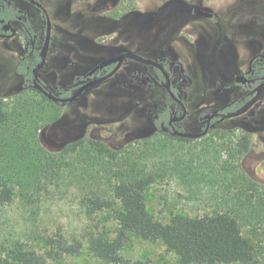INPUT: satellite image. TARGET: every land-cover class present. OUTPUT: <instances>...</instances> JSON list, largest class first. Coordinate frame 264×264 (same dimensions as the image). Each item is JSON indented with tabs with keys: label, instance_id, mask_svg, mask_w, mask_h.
<instances>
[{
	"label": "rangeland",
	"instance_id": "1",
	"mask_svg": "<svg viewBox=\"0 0 264 264\" xmlns=\"http://www.w3.org/2000/svg\"><path fill=\"white\" fill-rule=\"evenodd\" d=\"M54 1L56 11L45 3L52 22V50L47 58L48 74L44 72L42 76L52 94L70 91L67 88L72 86L73 74L81 77L96 63L119 53L132 52L150 59L178 53L193 82L192 89L179 90L187 109H191L184 123L188 130L193 129L190 127V122L195 119L193 110L212 108L215 102L212 96L215 89H211L209 83L205 88V81L202 83L198 78L202 71L203 74L205 70L211 72L215 63L208 56L209 51L204 50L208 49V44L228 39L235 43V55L238 57L239 54L241 60L254 52L264 54L262 0H90L88 3L69 0L67 9L64 4L68 0ZM196 8L213 13L214 18L208 20L196 16L193 14ZM186 47L191 49L192 55L185 51ZM22 52L23 40L18 36L10 42H0V109L4 113L19 95L37 96L34 89H21L13 75V66L20 60ZM52 61L56 62L55 65ZM71 61L74 65L68 63ZM128 69L129 64L125 62L117 77L126 81L125 71ZM141 69L149 70L145 66ZM102 87L105 84L91 89L77 102L60 104L58 123L40 132V146L57 154L66 142L79 136L90 137L118 150L122 157L127 151L133 154L145 152V163H153L157 155L164 152L161 148L164 133H154L150 119L154 113L153 102L163 101L164 89ZM128 93L131 94L130 100H126ZM120 104H126V107ZM261 114L264 116V106L225 122L206 137L185 143L183 152H199L206 147L205 141L233 149L242 136L248 135L250 140L254 137L252 154L245 156L242 162L245 172L263 184L264 126L256 117ZM169 140L165 141L168 151L173 148V145L169 146ZM180 149L174 147V151ZM76 157L72 156V160L77 172L83 166H89L88 172L102 173L108 169L109 175L104 173L97 183L84 178L67 185V178L61 188L46 184V192L36 195L31 202L15 193L10 203H0V264L16 243H23L45 264H105L92 256L89 242L95 236L113 239L119 231L117 215L122 208L111 193L112 185L117 183L113 176L116 165L88 164ZM221 157L231 160L226 152H222ZM167 185H172L173 189L168 194L173 205L169 211L163 209L160 200ZM178 193L184 194V190L168 179H156L144 190L145 206L154 221L168 224L177 215L188 218L211 215L208 205L180 198ZM95 197L111 200L112 206L95 210L89 202ZM209 207L219 209L215 205ZM255 229L261 228L256 226ZM240 230L254 244L247 230L243 227ZM59 235L66 245L78 247L76 251L65 253L52 247L49 241L56 240ZM120 255L123 264L138 260L149 264H180L176 252L168 249L162 240H143L133 232L126 233Z\"/></svg>",
	"mask_w": 264,
	"mask_h": 264
},
{
	"label": "trees",
	"instance_id": "2",
	"mask_svg": "<svg viewBox=\"0 0 264 264\" xmlns=\"http://www.w3.org/2000/svg\"><path fill=\"white\" fill-rule=\"evenodd\" d=\"M35 93L36 97L27 93L16 97L7 113L0 109V203H10L15 193L31 202L36 195L46 192V184L61 188L66 182L68 185L84 178L97 183L104 173L109 175L108 169L102 173L88 172L89 166L77 172L72 156L77 155L78 161L88 164L112 163L116 165L113 176L117 183L112 185L111 193L122 208L117 215L119 231L113 239L99 236L90 239L89 251L97 260L123 264L120 252L126 233L133 232L143 240H162L168 249L176 252L180 264H264V183L244 170L242 160L252 154L248 135L242 136L233 149L205 141L206 147L199 152L184 153L185 143L193 142L192 139L169 138L162 133L164 152L151 164L145 163V152L127 151L122 157L104 142L82 136L66 142L59 153L51 154L40 146L38 136L58 123L60 104ZM160 120L166 121L167 114L160 115ZM260 124L264 126V119ZM169 139V146L173 145L170 151L165 145ZM175 146L181 147L180 151H174ZM222 152L231 160L221 157ZM156 179L173 181L184 190V194L178 193L180 198L208 205L211 215L201 218L177 215L168 224L154 221L146 209L143 192ZM171 188L172 185H167L160 197L166 211L173 206L168 197ZM89 202L95 210L112 206L111 200L100 197L90 198ZM213 205L219 207L218 211L209 207ZM256 226L261 229H255ZM240 227L247 230L254 244L241 234ZM49 242L65 253L78 248L66 245L61 235ZM1 264L45 262L23 243H16ZM132 264L149 263L138 260Z\"/></svg>",
	"mask_w": 264,
	"mask_h": 264
},
{
	"label": "flooded vegetation",
	"instance_id": "3",
	"mask_svg": "<svg viewBox=\"0 0 264 264\" xmlns=\"http://www.w3.org/2000/svg\"><path fill=\"white\" fill-rule=\"evenodd\" d=\"M45 3H49V6L56 11V2L54 0H0V42H10L15 36L23 40L21 58L13 66V75L17 79V85L21 89H34L40 94L42 93L37 89H50L48 83L42 78L44 72L48 74L46 69L49 67V65H47L49 61L47 58L49 52L52 50V22L50 12ZM69 5L70 1H65V9H67ZM57 13L59 14V12ZM47 24H49L50 28L47 54L42 63L41 55L46 40ZM233 46H235V43L222 38L213 41L212 45L208 44V49H204L205 51H209L208 56L212 57L215 63L211 72H206L205 70V74H203L202 71L198 78L202 83L205 81V88L211 85V89H215L212 95L215 102L212 108L199 107L193 110L195 119L190 122V127L193 128L191 130L184 127L185 121L191 114V109H187L179 90L192 89L193 82L188 72L184 70L181 64L182 58L178 53L175 54L174 52L172 54L162 55L156 59L147 58L161 65L163 71L169 77V84L167 86L162 70L152 66L142 65L132 60H125L111 77L91 86L74 102H77L85 93L101 84H105V87H102L103 89H137V87H142L144 89H164L165 97L163 101L159 103L153 102L154 113L150 119V127L153 132L164 133L174 138H182L175 134L176 132L193 135H200L206 132L200 138L206 137L213 129L218 128L225 122H231L243 116L244 114L228 118L229 115L241 111L247 104L253 101L256 96H258L257 101L247 112L254 108L259 109L264 106V87H261L264 83V54L254 52L246 59L241 60L239 54L238 57L235 55V47ZM185 51H187L189 55H192L189 47H186ZM125 62H127L130 67V69L125 71L126 81L117 77ZM41 63L42 65L39 67ZM55 63L56 62H53V65H55ZM68 63L74 65L73 61ZM98 63L81 77H76L73 74L71 81L72 86L71 88H67L71 90H64V93L59 92L55 96L67 98L74 94L82 85L108 75L115 68V64H112L88 76V73ZM144 66L148 67L149 70L146 71L141 69L142 67L144 68ZM239 77L242 79L237 80ZM174 97L185 107L186 115L183 118L182 107ZM130 99L131 94L128 93L126 100ZM122 105L126 107V104H120L119 106ZM135 105L137 104L135 103ZM165 113L167 114V120H160V115ZM256 117L260 119L259 123L264 119L262 114ZM253 139L254 137L250 140L251 144L253 143Z\"/></svg>",
	"mask_w": 264,
	"mask_h": 264
},
{
	"label": "water",
	"instance_id": "4",
	"mask_svg": "<svg viewBox=\"0 0 264 264\" xmlns=\"http://www.w3.org/2000/svg\"><path fill=\"white\" fill-rule=\"evenodd\" d=\"M194 14L198 17L204 18V19H212L213 18V13L209 12V11H204L201 9L196 8L194 10ZM49 24H47V33H46V40H45V44H44V48L42 51V55H41V62H44L45 56L47 54V44H48V38H49ZM13 34L14 31L12 30ZM12 34V35H13ZM11 35V36H12ZM125 60H132L134 62L140 63L142 65H146V66H152L155 68H158L160 70L163 71V68L161 67V65L158 62L152 61L150 59L141 57L135 53H131V52H123V53H119L110 57H107L106 59L100 61L89 73L88 76H91L93 73H95L97 70H102L103 68H106L112 64H115V68L113 69V71L111 73H109L108 75L95 79L93 81H90L84 85H82L74 94H72L71 96L67 97V98H60L58 96L53 95L52 93H50L48 91V89H43V88H39L37 90H39L42 95L54 102V103H59V104H66V103H71L77 100V98H79L85 91H87L91 86L100 83L104 80H106L107 78L111 77L118 69L119 67L122 65V63ZM42 63L39 65V67H41ZM38 67V68H39ZM37 71V70H36ZM35 71V72H36ZM163 75L165 77V81H166V86L169 84V77L168 75L163 71ZM242 79L241 77L237 78V80ZM261 87H264V83ZM169 90V89H168ZM262 90V89H260ZM173 97V96H172ZM258 96H256L253 101H251L249 104H247L241 111L235 113V114H231L228 116V118L231 117H237L240 116L242 114H245L250 108L251 106L257 101ZM174 99L179 103V105H181L182 110H183V116L182 118L186 115V111H185V107L183 106V104L181 102H179L175 97ZM206 132H203L200 135H193V134H188V133H175L178 136L182 137V138H186V139H198L201 136H203Z\"/></svg>",
	"mask_w": 264,
	"mask_h": 264
}]
</instances>
